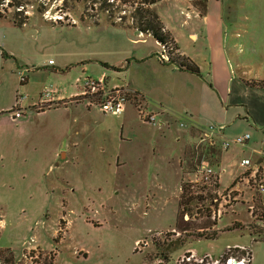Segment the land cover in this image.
Masks as SVG:
<instances>
[{
    "label": "rangeland",
    "instance_id": "374dc122",
    "mask_svg": "<svg viewBox=\"0 0 264 264\" xmlns=\"http://www.w3.org/2000/svg\"><path fill=\"white\" fill-rule=\"evenodd\" d=\"M102 2L0 0L1 36L33 77L19 85L17 94L24 98L27 114L14 119L8 112L0 113V218L5 222L0 229V264H49L53 258V264H180L188 260V253L190 259L211 254L222 264L228 254L248 260L244 250L227 248L236 243L249 245L255 264H264V197L255 192L249 176L240 179L245 171L239 165L241 158L252 156L247 147L232 145L214 159L200 155L223 165L221 188L234 189L228 204L219 198L217 206L222 203L225 210L216 219L209 207L211 194L203 196L200 184L186 182L193 177V168L183 169L179 180L176 165L169 163L181 146L178 131L193 123L192 112L202 130L211 124L218 130L224 124V137L257 135L255 125L236 117L234 108L224 112L218 106L217 112L216 107L201 115L199 104L205 94L198 78L183 74L175 84L179 93L176 89L166 96L175 111L170 132L163 128L168 125L163 116V124L154 126L141 122L132 109L125 117L105 114L88 104L91 96H74L66 107L55 102L37 107L40 84L48 82L40 65L50 59L58 67L71 66L67 76L71 86L86 67L91 74H107L111 82L154 88L164 46L151 35L117 24L118 17L113 23L110 14L117 5L109 9ZM159 2L174 3L175 9L190 16L198 5V0ZM21 4L25 9L18 11ZM171 44L174 61L181 56L173 39ZM103 62L123 69L116 71ZM15 77L18 81V74ZM46 88L55 92L53 86ZM257 90L253 88L243 100L253 102L264 115V92ZM240 91L235 88L234 93ZM155 102L152 99L151 108L160 111ZM125 119L132 124L121 138ZM249 204L255 206L253 214ZM185 213L189 220L183 218Z\"/></svg>",
    "mask_w": 264,
    "mask_h": 264
},
{
    "label": "crops",
    "instance_id": "0c3cea01",
    "mask_svg": "<svg viewBox=\"0 0 264 264\" xmlns=\"http://www.w3.org/2000/svg\"><path fill=\"white\" fill-rule=\"evenodd\" d=\"M159 1L151 5L150 8L156 10L165 29L170 32L172 39L175 41L177 51L180 53L179 56L188 63L197 66L200 75L180 69L174 63L160 61L159 79L154 80V88H147L144 84L132 81L120 84L111 82L107 74H103L107 77L108 86H128L129 89L143 96L150 108L152 99H155L157 107L163 113L162 118L168 122V125L163 128H166V132H170L172 113L175 111L165 101L166 96L176 93L178 88H175V84L179 83L180 79L183 78V74L195 76L200 80L203 93L205 94V98L201 99L199 104V113L201 115L209 114L216 107L217 109L214 112H217L218 106H222L224 112H228L229 108H234L236 117L246 118L249 123L255 125L257 130V135L249 132L251 134L249 143H251L246 146L252 156L245 154L242 158L250 157L253 159L254 156L253 160L257 159V150L261 146L260 139L264 133V115L259 114V110L253 102L243 100V96H249L253 88L258 89L257 91L260 93L264 92V87L251 86L249 84L251 81H264V0H206L205 9L196 5L192 16L189 18L184 15L182 10L178 11L175 9L174 3L164 2L162 4V1ZM160 4L162 8L158 7ZM159 9H163V12ZM197 11L200 12L199 15ZM13 22L15 23V21ZM22 26H24V23ZM1 34L0 30V113H9L16 103L20 89L19 85L28 83L33 77L31 74L27 75L30 72V68L19 64L14 49L7 42L6 37L1 36ZM137 57H133V59L138 61ZM55 63L50 65L46 61L40 65L44 69L38 72L44 74L48 82L44 81L40 84L39 96L41 97V93L46 87L53 86L55 92L52 94L51 101L47 103H62L66 107L73 103L72 97L79 95L81 90L76 86L75 81L72 86L68 83L67 76L71 66L58 67ZM103 63L106 67H111L116 71L123 69L122 65ZM40 67L34 66V69ZM24 69L27 71V80L21 83L19 79L18 81L16 80L15 75L18 74L19 77V72ZM82 69V72L87 71L86 67ZM86 73L92 76H99L89 72ZM57 78H59V81H57ZM242 80L246 85L243 84ZM193 87L191 86L190 88ZM235 88H239L241 91L235 94ZM21 104L23 106V100ZM38 105H40L39 102ZM133 105V102H130L126 112L123 114L124 117L128 114L129 109L136 113ZM224 105L225 108H223ZM37 107L40 109L39 106ZM25 114H27V110ZM191 117L193 123L178 131L176 141L181 143V146L176 159L170 158L169 162L176 165L175 169L179 172V180L183 169H187L190 166L193 168V157L190 159L185 158V156L194 154L192 146L194 141L192 139L194 138L193 133H197L201 129L199 124L194 121L193 112ZM128 120L125 119L122 123L121 138H124L123 130H125V127L128 124H132ZM219 152L221 151L217 148L204 151L207 157L210 154L212 158H216ZM63 155H66V153H63ZM55 156H59L56 150ZM212 158L210 157L211 160ZM2 159L3 157L0 156V160ZM4 223V219L0 218V229L4 226ZM248 235L251 237V234L248 233ZM252 241L261 240L252 238ZM233 245L247 244L236 243ZM31 248L29 247L28 250ZM251 254L250 263L255 264L252 248Z\"/></svg>",
    "mask_w": 264,
    "mask_h": 264
},
{
    "label": "built area",
    "instance_id": "2783aa9c",
    "mask_svg": "<svg viewBox=\"0 0 264 264\" xmlns=\"http://www.w3.org/2000/svg\"><path fill=\"white\" fill-rule=\"evenodd\" d=\"M24 9L25 6L22 4L20 6H17L18 11H22ZM182 12L187 18L190 17L188 12L185 13V11L183 10ZM197 14L199 15L200 12L197 11ZM58 19H64V16ZM175 54L176 51L172 44H170L168 46H164V50L160 59L163 62H169L173 59V56ZM48 64L52 65L54 64V61L50 60ZM25 70L26 69L19 72V79L21 83L27 80V71ZM75 84L81 90V93L79 95L84 96L85 99L87 98V96H91L93 100H88V104L97 106L105 114L121 116L126 112L127 106L130 104V102H133V104L136 106V112L142 119V122L154 126H161L163 124V120H161L162 118H160L163 113L151 109L143 96L129 89L128 86L125 85L109 87L107 83V77L105 75L92 76L84 71L76 78ZM53 93L54 92L48 88H46L41 93L39 101L40 108L44 106V104L48 101H51ZM22 100L23 97L18 95L14 107L9 111L14 119L20 118L25 115L26 108L22 106ZM223 129H225L224 124L220 125L218 130L216 129L215 125L211 124L207 129H200L197 132L194 141L192 142L195 154L192 159L193 177L186 179V182L193 185L200 184L203 191H200L199 194L203 196H208V193L211 194L209 207L211 209L212 219L221 217L223 211L225 210L222 203L217 206L219 198L222 197L225 203L228 204V202H230L232 199L231 194L234 189L229 187L228 185L221 188L222 174L226 171V168L221 164H212L209 162V160L200 158V155L204 153V151L217 148V145H221L222 150L220 149V151L222 152L230 149L232 145L247 146L251 139V134L249 132L236 135L232 138L224 137V134L222 132ZM215 130H217L219 134L216 133ZM260 140L261 146L259 150H257V159L253 160L250 157H245L240 160L239 165L245 168V171L241 174L240 179L246 180V177L249 176V178H251L253 181L255 192L264 197V133ZM247 171H250L248 175H246ZM236 186H238V183L236 184ZM226 192L227 194H225ZM254 208V204H249L248 209L250 210L251 214L254 213ZM183 218L185 220H189V214L185 213ZM139 242L137 243V246L139 245ZM227 248L244 250L248 260H246V257H242L241 259L230 257L225 260V264H228L230 262V259H237L239 261V264H246L247 262H251L252 254L248 249L249 246L233 245L228 246ZM189 259L190 258L188 257V260ZM195 260H197L198 262H203V260H206L210 264H222V260L213 258L211 254H205L201 258Z\"/></svg>",
    "mask_w": 264,
    "mask_h": 264
},
{
    "label": "trees",
    "instance_id": "16d2710c",
    "mask_svg": "<svg viewBox=\"0 0 264 264\" xmlns=\"http://www.w3.org/2000/svg\"><path fill=\"white\" fill-rule=\"evenodd\" d=\"M96 2L98 0H95ZM103 1L102 3L105 4L107 8H111L114 5L116 6L115 11H111L110 18L112 21L114 19H119L120 22L117 24H121L124 27H133L136 30H138L141 33L151 35L157 42L162 44L163 46H168L172 42V36L169 31H167L158 15L155 9L150 8L151 5L156 4L159 0H100ZM117 2H121L119 5ZM122 5H129L130 8L122 10ZM198 5L202 7V9H205L206 6V0H198ZM120 6V7H119ZM106 8V9H107ZM101 9H105L104 6L101 5ZM124 12L123 15L117 16L118 12ZM130 12V18L126 16ZM130 20V23L127 24L126 21ZM15 23L17 25L23 24L22 21L15 20ZM115 23V21H113ZM179 59L174 60L172 59L171 63H175L180 69H185L187 71L193 72L195 74L200 75L199 68L195 65H192L190 63L184 64L185 59L178 57ZM180 60V61H179ZM117 69V68H115ZM118 70V69H117ZM251 86H261L264 87V81L263 82H255L251 81L249 83ZM232 256L231 254L227 255V258ZM189 257V253L187 255ZM54 260V258H53ZM51 261L49 264H53L54 261ZM180 264H210L206 260H203V262H198L195 259H189L187 260L184 258Z\"/></svg>",
    "mask_w": 264,
    "mask_h": 264
},
{
    "label": "water",
    "instance_id": "95a60500",
    "mask_svg": "<svg viewBox=\"0 0 264 264\" xmlns=\"http://www.w3.org/2000/svg\"><path fill=\"white\" fill-rule=\"evenodd\" d=\"M232 264H239V261L237 259H232Z\"/></svg>",
    "mask_w": 264,
    "mask_h": 264
},
{
    "label": "bare ground",
    "instance_id": "6f19581e",
    "mask_svg": "<svg viewBox=\"0 0 264 264\" xmlns=\"http://www.w3.org/2000/svg\"><path fill=\"white\" fill-rule=\"evenodd\" d=\"M228 264H232V259H230V262Z\"/></svg>",
    "mask_w": 264,
    "mask_h": 264
}]
</instances>
